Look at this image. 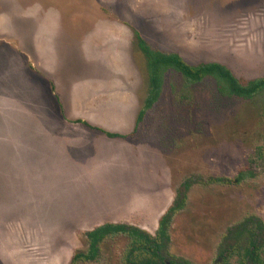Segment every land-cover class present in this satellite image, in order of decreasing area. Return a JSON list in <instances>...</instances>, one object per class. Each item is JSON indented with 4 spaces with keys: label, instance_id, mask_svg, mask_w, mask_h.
<instances>
[{
    "label": "rangeland",
    "instance_id": "374dc122",
    "mask_svg": "<svg viewBox=\"0 0 264 264\" xmlns=\"http://www.w3.org/2000/svg\"><path fill=\"white\" fill-rule=\"evenodd\" d=\"M42 1L0 0V17L20 29V10ZM103 7L110 19H142L123 24L151 50L190 65L221 64L243 83L264 76V0H106ZM88 24L62 21L72 34ZM131 43L140 109L147 68L133 37ZM65 55L67 70L88 76L84 63ZM11 57L0 49V264H124L122 235L103 240L92 261L74 256L87 249L85 233L104 223L153 234L184 182L185 205L168 230L171 259L213 264L228 227L250 215L264 224V96L222 97L211 79L189 84L166 70L135 130L108 138L96 127L91 133L57 124L46 85L26 90L22 61ZM238 172L245 175L239 184L212 182Z\"/></svg>",
    "mask_w": 264,
    "mask_h": 264
},
{
    "label": "crops",
    "instance_id": "0c3cea01",
    "mask_svg": "<svg viewBox=\"0 0 264 264\" xmlns=\"http://www.w3.org/2000/svg\"><path fill=\"white\" fill-rule=\"evenodd\" d=\"M42 2L46 4L34 2L20 10V29L9 17H0V49L22 61L19 72L25 89L34 82L40 92L39 82L46 85L57 124L81 126L92 133L76 122L81 121L109 133H131L139 110L133 88L138 70L132 56V31L123 23H142V19L135 13L130 20L108 18L102 13L106 0ZM64 17L72 22L84 18L88 27L72 34L62 26ZM65 52L72 53L76 64L86 65L88 76L78 78L66 69Z\"/></svg>",
    "mask_w": 264,
    "mask_h": 264
},
{
    "label": "trees",
    "instance_id": "16d2710c",
    "mask_svg": "<svg viewBox=\"0 0 264 264\" xmlns=\"http://www.w3.org/2000/svg\"><path fill=\"white\" fill-rule=\"evenodd\" d=\"M131 31L133 42L146 62L148 83L146 97L136 116L135 128L142 121L145 113L157 101L162 85V74L166 70L177 72L189 84H199L205 79H211L218 94L222 97H238L252 100L256 97L264 96V76L244 83L240 82L230 70L221 64L210 62L190 65L175 53H162L151 50L136 30L131 29ZM76 122L92 128L84 122ZM97 130L108 138H125L123 135L109 133L102 129ZM244 176L243 172H238L237 176L232 180L216 178L212 182L222 185L239 184L244 180ZM188 189V182L182 183L171 205L157 219V228L153 234L129 224L104 223L93 227L85 233V239L88 244L87 249L85 252L75 255L74 260H94L98 253V245L103 240L122 235L128 240L125 264H164L163 260H166L169 264H189L181 259H171L167 252V246L170 241L169 226L174 215L185 205ZM238 228L241 231H237ZM232 229L235 231H231ZM227 233L228 236L235 234L237 238L240 235L246 239V241L243 240L244 251L249 255L251 264H264V224L258 217L253 215L245 217L242 221L232 226L231 229L228 228Z\"/></svg>",
    "mask_w": 264,
    "mask_h": 264
},
{
    "label": "flooded vegetation",
    "instance_id": "af4514ba",
    "mask_svg": "<svg viewBox=\"0 0 264 264\" xmlns=\"http://www.w3.org/2000/svg\"><path fill=\"white\" fill-rule=\"evenodd\" d=\"M231 227H228V228L231 229ZM227 230L228 229H226L223 235L220 236L218 239L217 247H216V258L213 261V264H243V263L251 264L249 255L247 254L246 251H244L243 240L246 241V239L240 235L238 236L239 238L238 239L237 237H235L236 236L235 234L228 236ZM231 231H235V230L232 229ZM237 231H241V229L238 228ZM83 262H86V261H83ZM162 262L164 264H169L168 262H166V260H163ZM186 262L189 263L188 261Z\"/></svg>",
    "mask_w": 264,
    "mask_h": 264
}]
</instances>
